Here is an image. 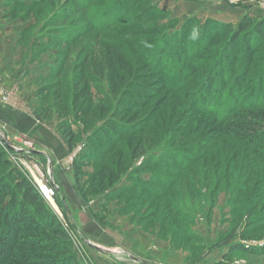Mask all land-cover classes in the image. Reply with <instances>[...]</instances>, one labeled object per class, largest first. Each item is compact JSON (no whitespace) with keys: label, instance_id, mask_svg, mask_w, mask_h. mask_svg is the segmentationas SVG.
<instances>
[{"label":"rangeland","instance_id":"rangeland-1","mask_svg":"<svg viewBox=\"0 0 264 264\" xmlns=\"http://www.w3.org/2000/svg\"><path fill=\"white\" fill-rule=\"evenodd\" d=\"M260 3L264 0H0V33L20 37V52L5 48L0 54L6 59L23 54L22 65L36 81L22 100L16 90H4L14 103L15 98L22 103L17 109L37 120L38 111L44 119L38 121L68 148L64 159L54 160L38 139L19 135L0 121L12 144L28 139L48 156L40 157L42 170L47 172L50 160L60 189L44 209L45 227L20 234L25 240L16 249L19 257L9 264H20L24 254L65 259L70 250H45L47 243L62 240L58 228L67 233L77 264H131L130 254L152 264H264V252L233 249L225 257L237 244L251 250L264 247V194L259 195L264 193V174L255 170V152L261 147L243 145L229 123L247 115L248 110L239 108L243 102L262 99L256 100L264 94V83H254L264 68V47L255 53L251 67L256 71L237 90L236 102L227 93L233 81L223 95L219 86L208 93L214 77L227 83L228 74L218 66L225 63L228 40L244 17L238 21L230 16L235 23L215 19L213 13L225 10L219 8L225 4L264 18ZM190 18L197 22L183 28ZM209 19L233 24L213 45ZM237 67L234 71H241L242 65ZM130 90L140 92L136 103L120 108ZM240 103L227 122L219 121L217 116ZM211 106L215 113H207ZM62 124L67 125L64 130L59 129ZM118 125L107 132L103 146L91 148L93 137ZM83 143L84 157L75 163L78 154L71 161ZM3 144L13 167L29 178ZM251 161L254 168L244 170ZM204 166L212 171L205 174ZM238 189L254 193L255 204L233 196ZM74 208L87 215L92 230L80 225ZM26 209L33 223L35 210ZM252 228L258 232L242 238ZM84 239L117 255L101 253ZM36 242L38 248L30 246Z\"/></svg>","mask_w":264,"mask_h":264},{"label":"trees","instance_id":"trees-1","mask_svg":"<svg viewBox=\"0 0 264 264\" xmlns=\"http://www.w3.org/2000/svg\"><path fill=\"white\" fill-rule=\"evenodd\" d=\"M197 22L195 18H190L185 24L183 28L189 27L190 25H193ZM208 23V24H207ZM202 25V24H201ZM233 24L230 23H223L218 21H213L211 19L207 20L206 27L210 28L209 34L212 35L211 45L215 43V39L220 35L221 32L225 31L226 28L229 30ZM206 38V37H205ZM207 39V38H206ZM240 41H242V44L240 45ZM210 42V41H209ZM228 48L226 50V59L224 60L225 63L220 64L218 68L220 69V72L224 76L227 77V83L226 78H217L214 77L212 79V82L210 84L209 91L215 86L216 88L219 86L218 91H222V95L226 90V87L228 86V82H232L233 84L230 86L229 91L227 92L231 98L230 100H234L236 102L235 95L238 96L237 90L241 89L247 82H249L250 79H248V76L250 74H254L256 69L251 67V63L256 62L258 56L255 54L259 48L264 47V18L255 17L246 15L244 16L238 23L237 29L234 30L233 35L231 36L230 40H228ZM158 62V60H155ZM241 64L242 68L241 71H234L235 67L237 65ZM255 85H258L260 82L264 83V68L263 70L260 69L258 71L257 78L255 79ZM233 86V87H232ZM257 93V92H256ZM255 93V94H256ZM128 96H124L121 98L122 103L119 105L120 108L129 109L132 107L136 100H134L135 97L140 94L139 91H132L127 93ZM254 96V95H253ZM252 97V96H251ZM219 98V97H218ZM261 101H252V103L246 104L245 102L237 105L234 107V109L225 112L223 116H221L218 119L221 122H227L229 118L231 117V113L234 114L237 110V107L241 105L239 108H245V110H248V113L246 116H244L243 120H236V121H229L230 125H234V128L237 131V135L239 140H242L243 145L246 147H257L261 150L258 152H255V159L257 163L255 164V170H258L257 172L264 174V94L263 96H259L256 100ZM87 112V111H86ZM85 112V113H86ZM207 113H215L214 106H211L209 108V111ZM36 117L38 120L43 121V116L37 111ZM113 120V119H111ZM224 120V121H223ZM119 123V122H117ZM67 125L62 124L59 126L60 130H64ZM121 126H112L108 127V129H104L100 132V135H96L92 139L91 145L93 149L103 146L104 143L102 141L103 138L106 137L107 132H110V130L114 128H120ZM132 128L130 131L132 132ZM239 130L243 131V133L240 134ZM65 135V134H64ZM241 135V136H240ZM66 136V135H65ZM67 137V136H66ZM68 138L69 143L71 144V136ZM73 142V141H72ZM70 149H73L74 145H70ZM96 146V147H95ZM199 150H202V148ZM203 152V151H202ZM80 157H77L75 160V163L77 162L78 158L84 157V155L79 154ZM78 155V156H79ZM146 164V163H145ZM155 166H158L156 163H152ZM152 165V166H153ZM147 166V165H145ZM144 166V167H145ZM217 170L220 168L219 162L216 163ZM205 174H209V172L212 171V169H208L207 167H203ZM229 168V167H228ZM253 169V162L247 163L246 169ZM146 169V167L144 168ZM250 172V171H249ZM252 172H250V176ZM219 174V171L217 172ZM249 178H246L245 183H249ZM244 183V184H245ZM171 184H168V189L171 190ZM238 189V191H233V196L240 195L241 197H244L245 200H251L250 202L255 204V200L253 199L252 195H255L254 193L250 194L247 191H244L243 193ZM60 194V190H59ZM264 193H260L259 195H263ZM156 198V195H152V197ZM156 196V197H155ZM165 195H162L160 198H165ZM260 199V198H259ZM47 201L38 193L35 186L32 184L30 179L26 177V175L22 174L20 171H18L16 168L13 167L11 161L8 159L6 155V151L1 147L0 145V264H9V261L12 258L17 259L19 255L16 252V249L19 244H21V241H24V238L20 237V234H23V232H30V231H37L39 228H44V222L48 220L47 216L44 217V209H47ZM28 206H32L34 208L35 212L33 213L34 221L33 223L29 222L28 214L26 209ZM250 211H255L254 208L251 207ZM43 212V213H42ZM42 217V218H40ZM40 219V220H39ZM252 228L243 231L242 238L247 239L251 235L257 233L258 230ZM57 236L62 238L61 241H52L50 243H47L45 250H52V251H59V250H70L71 252L68 254V256L65 259H55L50 261V255L45 253L46 255H39V257L33 258L32 255L30 258H27L28 256L24 254V260L21 259L20 264H77V260L75 259V255L72 251V244L68 240V235L66 232H64L61 228L57 229L56 232ZM192 234L194 235V232L192 231ZM194 238V237H193ZM26 244V243H25ZM30 246H33V248H38V243H31ZM233 249H240L242 252H251V251H258L260 253L264 252V247H260L257 249H248L245 246L242 245H234L231 247V251L229 253H226L225 257L228 258L233 254ZM28 263H25L27 262ZM225 264V263H222Z\"/></svg>","mask_w":264,"mask_h":264},{"label":"crops","instance_id":"crops-1","mask_svg":"<svg viewBox=\"0 0 264 264\" xmlns=\"http://www.w3.org/2000/svg\"><path fill=\"white\" fill-rule=\"evenodd\" d=\"M219 5V8H225V10H223L222 12L221 10L215 11L213 13L214 15H212V17L215 19L235 22V20H233V17L234 19L239 21L246 14H251L246 9L242 10L238 8L232 11L230 9H226V7H224L226 6L225 4ZM230 16L233 17L231 18ZM19 44L20 37L16 35V33L15 35L8 33H0V53L6 51L5 48H8V52L10 51V53L15 48L16 50H18V52H20V49H18ZM18 52L12 54L8 59H6L5 56L0 54V88L16 90V96H18L19 99L22 100V96H25L26 94H28V92H30V94L31 92H33L31 87H33L32 85H35L33 83L36 81L33 71H31V69L26 68L27 65H22L24 56L23 54L18 56ZM15 100L17 101H15V103L13 99L10 103H3L2 101H0V121H4L9 124L13 128L14 132L18 133L19 135H29L38 139L40 144L45 149H47L49 155L54 160L64 159L65 155L68 152L67 144L65 143V141L60 139V137L55 133L49 132L48 129L44 126V124L40 123L34 117V115L22 111V109L20 108L17 109L16 106H21L22 103L20 104L19 100H17L16 98ZM46 158L48 157L46 156ZM72 201L73 203H77L74 201L73 198ZM73 215L76 217L77 221L80 223L81 226L87 228L86 231L92 230L90 222L87 221L88 217L86 214L83 213V211L75 210L73 211ZM131 264L141 263L133 261V263ZM225 264L230 263H227V261H225Z\"/></svg>","mask_w":264,"mask_h":264},{"label":"built area","instance_id":"built-area-1","mask_svg":"<svg viewBox=\"0 0 264 264\" xmlns=\"http://www.w3.org/2000/svg\"><path fill=\"white\" fill-rule=\"evenodd\" d=\"M264 6V3H260ZM10 93L5 91L3 88H0V101L3 103H10ZM0 142L10 151L11 159L22 168L24 167L29 171V179L32 184L37 189L38 193L45 199L47 202H54L56 197L59 196V185L56 182L55 178L50 172V160L47 162V172L43 171L44 167L43 161L40 159L41 156H45L42 151L33 149L34 142L28 139H20L17 143H11L10 139L5 136L4 131L0 127ZM19 144V145H17ZM84 143L79 145L74 151L71 161H74V158L81 153L84 148ZM26 157H31L34 159L32 163L27 162ZM26 159V160H25ZM23 170V169H22Z\"/></svg>","mask_w":264,"mask_h":264},{"label":"water","instance_id":"water-1","mask_svg":"<svg viewBox=\"0 0 264 264\" xmlns=\"http://www.w3.org/2000/svg\"><path fill=\"white\" fill-rule=\"evenodd\" d=\"M44 155H45V153H43ZM45 156H47V155H45ZM48 157V156H47ZM49 159V158H48ZM50 172L52 173V171H51V167H50ZM60 190V189H59ZM64 207H65V210L67 211V213L70 215V210L68 209V206L66 205V203H64ZM85 240V242L91 247V248H93V249H95V250H97V251H99V252H101V253H104V254H108V255H114V256H116L117 255V253L116 252H114L113 250H112V248H107V247H105V246H101V245H99V244H96V243H93L92 241H90V240H88V239H84ZM130 256H131V258H133L134 260H136L137 262H139V263H141V264H152L151 262H149V261H147V260H145V259H142V258H139V257H137V256H135V255H132V254H130Z\"/></svg>","mask_w":264,"mask_h":264},{"label":"bare ground","instance_id":"bare-ground-1","mask_svg":"<svg viewBox=\"0 0 264 264\" xmlns=\"http://www.w3.org/2000/svg\"><path fill=\"white\" fill-rule=\"evenodd\" d=\"M115 252V251H114ZM133 259V258H132ZM134 260V259H133ZM136 261V260H135Z\"/></svg>","mask_w":264,"mask_h":264}]
</instances>
